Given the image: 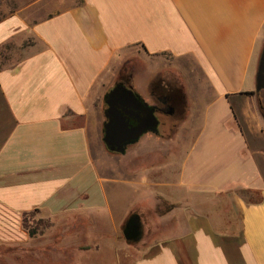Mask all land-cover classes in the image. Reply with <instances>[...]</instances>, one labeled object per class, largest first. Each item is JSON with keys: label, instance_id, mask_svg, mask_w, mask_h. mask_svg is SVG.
<instances>
[{"label": "crops", "instance_id": "crops-1", "mask_svg": "<svg viewBox=\"0 0 264 264\" xmlns=\"http://www.w3.org/2000/svg\"><path fill=\"white\" fill-rule=\"evenodd\" d=\"M2 2L0 51L22 56L0 57V248L26 264H264V0ZM123 79L150 107L159 80L183 104L113 159L104 98ZM31 213L48 238L25 230Z\"/></svg>", "mask_w": 264, "mask_h": 264}, {"label": "water", "instance_id": "water-1", "mask_svg": "<svg viewBox=\"0 0 264 264\" xmlns=\"http://www.w3.org/2000/svg\"><path fill=\"white\" fill-rule=\"evenodd\" d=\"M255 90L264 92V46L257 67ZM104 104L102 144L109 154L123 156L145 135H159V121L154 108L143 102L131 87L116 84L105 96ZM141 237L140 218L133 216L124 227L123 238L127 242H138Z\"/></svg>", "mask_w": 264, "mask_h": 264}, {"label": "rangeland", "instance_id": "rangeland-1", "mask_svg": "<svg viewBox=\"0 0 264 264\" xmlns=\"http://www.w3.org/2000/svg\"><path fill=\"white\" fill-rule=\"evenodd\" d=\"M9 9L5 6V4L2 2V0H0V17L4 16V14H6L9 11ZM4 56H6L7 59L11 60V57H12V59L19 58L22 56V54L20 53L19 50L13 49L12 47H10V49H8L7 51L6 50L0 51L1 59H3ZM131 57L132 58L129 59V62H130L129 68L131 69V65H132L134 67L136 66V67H139L142 69L143 63L141 61L139 62L138 59L135 58L136 56L135 57L131 56ZM165 75L166 74L161 73L160 77L162 78ZM167 77H170V76L167 75ZM172 136H173V134H170V135H168V138H171ZM100 150H101V153L106 155V157H110L113 159L121 157L118 155L109 154L106 151L105 147L103 146L102 142H101ZM50 222H52L51 219H48L45 215L40 214V213H31L24 218L25 230H27L29 235L31 236V238H34V239L43 238L44 234H45L44 238H48V236H46V234H49L50 232H52L50 230V226H49ZM144 224H145V227L149 225V223H147V221L145 219H144ZM143 227H144V225H143ZM142 234H143V230H142ZM34 244H36V243H34ZM12 251H14V250H12ZM12 251L0 248V264H26V262L20 263L19 258L21 255L18 251H16V252H12ZM31 258H32L31 264H36L34 262L37 260L35 258V256H31Z\"/></svg>", "mask_w": 264, "mask_h": 264}, {"label": "flooded vegetation", "instance_id": "flooded-vegetation-1", "mask_svg": "<svg viewBox=\"0 0 264 264\" xmlns=\"http://www.w3.org/2000/svg\"><path fill=\"white\" fill-rule=\"evenodd\" d=\"M123 82H126V79H123ZM154 92L157 95L158 102L153 106V108L155 110V116L159 121L158 131L160 136V133L164 128V114L176 117L180 114L183 102L179 91L172 84L164 83L162 80H159L154 86Z\"/></svg>", "mask_w": 264, "mask_h": 264}, {"label": "trees", "instance_id": "trees-1", "mask_svg": "<svg viewBox=\"0 0 264 264\" xmlns=\"http://www.w3.org/2000/svg\"><path fill=\"white\" fill-rule=\"evenodd\" d=\"M126 67H125V72H126ZM123 82V81H122ZM121 82V83H122ZM123 84L126 86V87H130V85L128 84V82H127V80H126V82H123ZM240 195H241V197L243 198V199H245V200H248L247 199V197H248V193H246V192H241L240 193Z\"/></svg>", "mask_w": 264, "mask_h": 264}]
</instances>
